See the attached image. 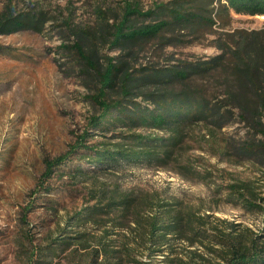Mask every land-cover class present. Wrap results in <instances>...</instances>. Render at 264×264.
<instances>
[{
    "label": "rangeland",
    "instance_id": "1",
    "mask_svg": "<svg viewBox=\"0 0 264 264\" xmlns=\"http://www.w3.org/2000/svg\"><path fill=\"white\" fill-rule=\"evenodd\" d=\"M168 1L0 0V20L9 13L42 18L41 32L0 28V264L50 260L39 254L49 252V246L57 249L53 264H224L234 242L264 243V214L244 205L250 200L264 206V158L245 151L261 135L237 115H230L222 127L223 121L215 123L211 117L187 129L175 156L203 178L187 179L174 167L145 160L92 162L94 149L129 145L135 132L151 138H168L169 133L90 125L100 114L92 100L96 88L92 76L64 48L77 40L70 29L88 32L100 59L127 61L133 75L141 77L207 60L219 53L216 41L228 32L264 27L263 15L230 11L225 18L215 16L211 29L194 35L186 32L172 39L166 33L132 49L109 42L103 27L117 24L127 5L146 12ZM194 82L213 101L220 98L214 78ZM160 92L150 83L133 89L124 104L130 109L136 103L151 107L149 95ZM86 132L88 149L73 150ZM46 162L52 163L48 175ZM114 197L134 198V212L118 210L80 226L72 219L86 209L106 206ZM160 203L169 204L162 207L171 210L169 215H186L208 237L196 241L187 231L173 236L164 253H154L145 233L149 218L160 213ZM79 234L85 235L82 241ZM64 240L73 244L60 245Z\"/></svg>",
    "mask_w": 264,
    "mask_h": 264
},
{
    "label": "trees",
    "instance_id": "2",
    "mask_svg": "<svg viewBox=\"0 0 264 264\" xmlns=\"http://www.w3.org/2000/svg\"><path fill=\"white\" fill-rule=\"evenodd\" d=\"M216 1L218 4L215 7L213 5ZM230 11L264 16V0H170L157 4L146 12H142L138 6L127 5L118 23L110 28L104 26L103 29L113 46L132 49L150 40L161 39L166 33L173 34L172 39H175L176 34L183 35L187 32L194 35L204 29H211L217 23L215 16L222 19L229 16ZM141 18L153 20L141 23ZM41 20V15L23 17L9 13L0 20V28L12 32L21 29L41 32ZM70 31L76 35L77 40L70 46L64 44V48L74 55L81 69L92 76L96 88L92 100L98 106L100 114L91 118L90 125L101 130L124 126L132 131L144 128L169 133L168 138H151L135 132L130 135L132 143L129 145L115 146V149H94L96 158L92 160L93 163L105 164L120 159L145 160L155 162L163 168L174 167L177 173L187 179L203 178L204 174L196 173L191 164L182 162L175 156L176 150L184 143L187 129L194 122L208 121L214 117L215 123L223 121L220 126L222 127L229 123L230 120L227 119L230 115H237L253 132L261 135L257 142L249 143L245 151L264 158V27L228 32L224 38L216 41L215 47L219 53L207 60L184 63L179 68L155 70L141 77L133 75L127 61L114 62L113 57L100 59L97 46L93 38L88 36V32L81 30L79 33L76 28ZM211 78H214L220 90V98L216 101L203 92L202 85L194 82V79ZM150 83L162 91L149 95L151 107L136 103L130 109L124 104L125 97L132 95L133 89ZM110 94L117 96L110 98ZM87 134L88 132L73 150L78 147L88 149L84 144ZM59 160L64 161L63 158ZM46 165L48 175L52 163L46 162ZM115 198L117 197L109 200L106 206L86 209L72 219L80 226L118 210L128 214L134 212V198ZM244 205L264 214V206L261 204L245 200ZM167 206L169 204L159 205L161 208ZM170 211L162 208L159 214L151 216L147 221L145 237L154 247V253H164L165 246L167 247L173 236L177 237L187 231L196 241L208 237L202 231L194 229L186 215L179 212L169 215ZM84 236L79 234V240L82 241ZM72 244V241L60 242V245L68 247ZM47 249L49 252L41 251L39 254L50 260L38 259L36 262L53 264L57 249L50 246ZM223 259L224 264H264V243L260 245L255 239L246 240L245 243L238 240L232 244L228 255ZM87 264H97V261Z\"/></svg>",
    "mask_w": 264,
    "mask_h": 264
}]
</instances>
